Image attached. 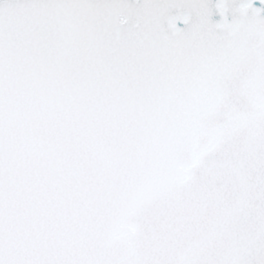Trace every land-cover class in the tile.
<instances>
[{"label":"snow or ice","instance_id":"snow-or-ice-1","mask_svg":"<svg viewBox=\"0 0 264 264\" xmlns=\"http://www.w3.org/2000/svg\"><path fill=\"white\" fill-rule=\"evenodd\" d=\"M260 5L0 0V264H264Z\"/></svg>","mask_w":264,"mask_h":264},{"label":"water","instance_id":"water-1","mask_svg":"<svg viewBox=\"0 0 264 264\" xmlns=\"http://www.w3.org/2000/svg\"><path fill=\"white\" fill-rule=\"evenodd\" d=\"M254 4H255V6H261L260 5V0H254ZM213 18L214 19H219V16L218 15H215Z\"/></svg>","mask_w":264,"mask_h":264}]
</instances>
